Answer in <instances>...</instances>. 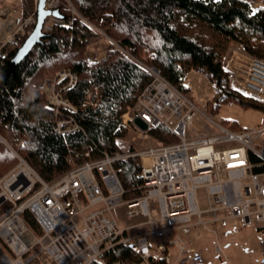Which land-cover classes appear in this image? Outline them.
Segmentation results:
<instances>
[{
  "label": "built area",
  "instance_id": "2783aa9c",
  "mask_svg": "<svg viewBox=\"0 0 264 264\" xmlns=\"http://www.w3.org/2000/svg\"><path fill=\"white\" fill-rule=\"evenodd\" d=\"M38 1L23 19L0 2V58L18 36L31 33ZM248 2L253 11L264 9V0ZM57 5V0H45V9L54 10ZM53 24L60 25L61 20L49 17L43 30H50ZM144 68L152 79L117 125L125 131L132 152L104 153L79 164L75 163L78 155L69 154V169L46 183L0 136V143L16 159L0 178V264H33L44 255L51 264H168L166 247H155L160 253L153 255L150 239L168 240L176 250L173 264H187L192 255L178 230H207L227 219L264 229V171L255 172L257 165L250 161L253 154L264 165V150L255 147L264 124L252 130H230L158 70ZM221 68L230 79L231 89L264 103V59L249 55L240 46H231ZM57 78L63 79L64 85L57 88V81L44 79L38 90L45 93L46 104L56 116L57 133L66 137L80 131L73 114L95 108L101 91L91 87L84 102L73 106L63 98L62 91L74 85L75 73L63 70ZM157 125L166 127L177 142L143 145L142 141L149 139L148 131ZM134 157L140 160L144 193L125 201L115 163ZM200 188L202 204L197 195ZM153 199L156 219L149 206ZM119 207H125V219L129 221L124 226L113 214ZM25 212L36 221L39 234L26 224ZM117 246L130 249L140 261L106 262L105 254Z\"/></svg>",
  "mask_w": 264,
  "mask_h": 264
},
{
  "label": "trees",
  "instance_id": "16d2710c",
  "mask_svg": "<svg viewBox=\"0 0 264 264\" xmlns=\"http://www.w3.org/2000/svg\"><path fill=\"white\" fill-rule=\"evenodd\" d=\"M57 1L61 24L43 30L40 42L16 66L14 75L2 76L27 35L18 36L6 47L5 57L0 58V136L44 182L51 183L69 169V154H77L75 163L79 164L98 159L104 153L133 151L124 138L125 131L117 125L120 116L134 106L152 79L144 66L158 70L184 94H189L184 84L188 73L204 76L213 89L205 104L208 113L234 103L243 109L258 110L264 117V103L231 89L230 79L221 68L231 42L249 55L264 59L263 8L253 11L247 0ZM34 7L35 0H18L15 14L23 19ZM104 38L108 43L103 57L92 61L87 56L88 48ZM63 70L76 75L74 85L62 91L63 98L73 106L84 102L91 87L101 91L95 108L73 114L80 131L66 137L57 133L56 116L46 104L45 93L38 90L44 79L57 81V88L64 85L65 81L57 78ZM148 135L159 145L177 142L163 125L151 128ZM15 161L0 144V177ZM250 161L257 165L255 172L264 171L259 157L250 154ZM115 169L124 190L123 200L143 195L139 158L117 162ZM24 219L39 234L32 215L25 212ZM104 259L140 261L123 246L106 253Z\"/></svg>",
  "mask_w": 264,
  "mask_h": 264
},
{
  "label": "rangeland",
  "instance_id": "374dc122",
  "mask_svg": "<svg viewBox=\"0 0 264 264\" xmlns=\"http://www.w3.org/2000/svg\"><path fill=\"white\" fill-rule=\"evenodd\" d=\"M2 1L15 12L18 0H0V2ZM107 41L108 40L104 38L91 45L87 51L88 58L92 61L101 59L107 47ZM231 46L239 45L235 42H231L224 53H226ZM184 84L189 89L188 95L191 99L205 109V104L213 94L211 83L201 74L190 72L187 74ZM208 115L224 127L233 131H235V128H237V130H252L264 124V117L260 111L252 108L243 109L234 103L222 105L215 113L209 112ZM231 126H235L234 129ZM125 140L127 141V139ZM142 142L143 145L153 147L159 146V144L150 137L148 140H143ZM0 144L7 148L3 143ZM255 147L264 150V132L260 140L255 144ZM197 195L200 204H202V188L197 190ZM154 204V199L149 202L151 215L156 219L157 213L154 210ZM113 214L121 226L129 223V221L125 219V207L116 208ZM177 234L186 245L187 240H189L190 246L187 245L186 249L187 252L192 255V259L187 264H264V229H254L253 227L244 226L239 219L219 221L210 225L207 230L199 228L181 229L177 231ZM150 244L152 245L153 255H159L160 253L155 247L165 246L167 253L170 255L168 264H173L176 250L170 246L168 240L150 239ZM192 247H195V249L193 250ZM200 247L201 249H205L204 255L202 256L203 260L201 261V257H199ZM33 264H51V262L48 257L44 255L38 262H34Z\"/></svg>",
  "mask_w": 264,
  "mask_h": 264
},
{
  "label": "water",
  "instance_id": "95a60500",
  "mask_svg": "<svg viewBox=\"0 0 264 264\" xmlns=\"http://www.w3.org/2000/svg\"><path fill=\"white\" fill-rule=\"evenodd\" d=\"M59 18L57 9H45V0H39L36 9V23L31 33L27 35L22 45L17 49L13 57L9 60L7 70L2 74L4 78L14 75L16 66L29 54L33 46L40 42L43 36L44 22L49 18Z\"/></svg>",
  "mask_w": 264,
  "mask_h": 264
},
{
  "label": "crops",
  "instance_id": "0c3cea01",
  "mask_svg": "<svg viewBox=\"0 0 264 264\" xmlns=\"http://www.w3.org/2000/svg\"><path fill=\"white\" fill-rule=\"evenodd\" d=\"M257 232H258V231H257ZM187 245L190 246L189 240H187ZM191 246H192V245H191ZM192 249L194 250L195 247H192ZM204 250H205V249H201V247L199 248V257H201V258H200V261L203 260V259H202V256L204 255V252H205Z\"/></svg>",
  "mask_w": 264,
  "mask_h": 264
}]
</instances>
